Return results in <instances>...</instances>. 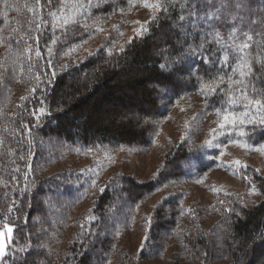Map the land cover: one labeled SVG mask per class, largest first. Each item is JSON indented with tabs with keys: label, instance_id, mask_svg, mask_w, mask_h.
<instances>
[{
	"label": "trees",
	"instance_id": "trees-1",
	"mask_svg": "<svg viewBox=\"0 0 264 264\" xmlns=\"http://www.w3.org/2000/svg\"><path fill=\"white\" fill-rule=\"evenodd\" d=\"M8 3L12 10L0 4V34L4 36L10 35L11 29L18 26L17 21L22 22L28 15L25 4L35 6V0ZM119 5H124L123 0H111L110 5L95 14H110ZM256 5L254 0L253 7ZM6 10L7 18L3 16ZM169 13L175 20L177 10L169 9ZM87 35L84 33L82 39L76 36L70 42L80 43ZM177 35L161 14L156 23L149 24V33L134 36L123 51L100 49L85 57L61 55L58 60L54 58L51 66L39 61L43 69L33 67L31 72L29 62L21 57L18 63L24 71L6 79L7 87L0 86V227L14 223V241L20 247L29 238L33 245L37 244L36 230L44 229L47 234H42L40 241L51 250L50 254L44 249L39 254L32 252L26 264H35L37 259L44 264H100L102 252L111 262L110 258L118 252L116 244L123 232L138 222V207L149 196L166 183L196 177L197 172L206 169L204 159L194 160L193 154L201 153L200 145L185 138L171 148L151 178L141 181L133 174L113 172L99 181L87 191L90 204L84 214L79 212V205L87 192L82 194L84 183L80 177L66 169H50L65 156L77 155L87 148L149 145L160 120L176 103L192 92L201 93L195 77H162L156 67L160 62L156 53L166 46L175 48ZM50 39L47 31L41 35L40 50L45 55L43 45ZM14 41L15 37L12 52L7 44H0V62L5 57L10 60L18 50ZM188 63L198 64L199 58ZM65 64L70 67L64 69ZM53 68L58 74L51 77L53 82L49 84L43 73H50ZM36 72L40 73L39 81ZM161 80L166 93H159L155 87ZM202 102L209 111L221 108L216 97L204 95ZM41 108L45 109L43 114ZM257 136L264 138V129ZM29 147L31 156L27 155ZM26 164H31V170ZM255 181L263 197L253 206L245 205L237 193L221 192L212 202L192 201L180 190L163 197L149 215L147 233L152 255L146 257L140 252V256L164 257L170 248V264H264V177L255 176ZM99 188L105 191L100 192ZM220 201L225 203L221 205ZM228 207L234 208L235 213H226ZM90 215L99 217V222L89 224L86 218ZM35 217H40V222H34ZM147 218L144 217L146 223ZM102 232L106 234L97 235ZM193 241L208 253L207 258L196 259L190 254L195 251ZM0 264H13L12 257L5 256Z\"/></svg>",
	"mask_w": 264,
	"mask_h": 264
},
{
	"label": "snow or ice",
	"instance_id": "snow-or-ice-1",
	"mask_svg": "<svg viewBox=\"0 0 264 264\" xmlns=\"http://www.w3.org/2000/svg\"><path fill=\"white\" fill-rule=\"evenodd\" d=\"M110 2L111 0H43V2L35 0L33 7L25 4L24 8L28 15L22 22L17 21L18 26L11 29L10 35L0 34V44H7L9 52H12L14 37L18 49L12 53L10 60L5 57V60L0 62V86L7 87L6 79L15 78L17 72L24 71V66L18 63L21 57L29 62L31 72L33 67L43 69L44 66L38 63L41 60L45 61L47 66H51L54 58L58 60L61 55L70 56L72 52L77 51L79 45L70 41L76 36L82 39L83 34L89 30L103 31V28L96 26L98 18L94 17V12L102 11L105 6L110 5ZM126 2L129 6L141 3L153 12L150 21L136 22L139 24V27L134 29L137 37L149 33L147 25L156 23L161 14L168 19L172 31L178 34L174 40L175 48L166 46L156 53L160 60L156 67L162 77H175L177 80H190L195 77L199 82L201 94L209 98L216 97L221 105V108L216 109L218 116L222 117L218 125L220 129L228 125L264 126V87L258 86L264 84V0H255L260 5L257 8L253 7L254 0H126ZM0 4H3L7 10H12L8 0H0ZM169 9L177 10L175 20L171 19ZM7 10L3 12L5 18L8 16ZM45 31L51 36V39L43 45L47 55L40 50V38ZM88 54L92 55L91 52ZM197 57L198 64L188 63L192 58ZM69 67L68 64L63 66L64 69ZM201 72L204 74L203 77L199 75ZM43 74L48 77L47 83L51 84L53 82L51 77L57 76L58 73L53 68L50 73L44 71ZM34 75L39 81L40 73L36 72ZM161 84L163 80L155 85L157 91L166 93L167 88L161 87ZM236 106H239V111L236 110ZM44 111V108L40 109L41 114ZM31 114L35 116V113ZM212 131L216 132V129ZM28 132V144L31 146L30 127ZM219 134L224 133L221 131ZM240 135L244 136L247 133L241 132ZM2 144L3 140H0V145ZM205 146L217 145H213L212 140H208ZM261 150L264 151V148ZM27 155H33L30 147ZM21 159L26 157L21 156ZM235 163L240 165V161ZM240 166L247 167V165ZM31 167V164H26L28 170H31ZM255 171L258 172L259 169ZM91 183L95 186L96 182ZM98 191L103 192L105 188H99ZM256 191L255 184H252L249 194ZM225 195L229 194L225 193ZM220 203L223 205L225 202L220 201ZM27 206L31 208L32 205L29 203ZM8 211L12 212L13 209L9 207ZM225 212L235 213V209L228 207ZM99 219L94 215L86 218L89 224L93 221L99 222ZM147 221L150 226L151 217H148ZM34 222H40V217H35ZM27 223V218H23V224L26 226ZM80 227L83 228L84 225ZM14 230V225L5 224L0 227V261H3L5 256H11L13 264H26L27 257L32 252L39 254L40 250L44 249L50 254L51 250L40 241V236L47 234L44 229L36 230L37 244L33 245L29 238L24 246L9 251ZM105 234L106 232L97 233V235ZM150 243L151 237L145 232L139 251L146 257L152 255ZM193 247L195 251L190 254L194 258L200 259L201 256L207 258L208 253L200 250L195 241ZM100 255V264H111L107 253L102 252ZM35 264H44V261L37 259Z\"/></svg>",
	"mask_w": 264,
	"mask_h": 264
},
{
	"label": "rangeland",
	"instance_id": "rangeland-1",
	"mask_svg": "<svg viewBox=\"0 0 264 264\" xmlns=\"http://www.w3.org/2000/svg\"><path fill=\"white\" fill-rule=\"evenodd\" d=\"M123 2L124 5H119L110 14L100 15V13L95 14L94 12V17L98 18L96 26L103 28V31L89 30L87 38L77 43L78 50L71 54L85 57L89 55V52L94 54L100 49L120 50L136 36L134 29L139 27L136 22L144 23L151 20L153 12L150 8L144 7L141 3L129 6L126 0ZM259 6L257 3L256 8ZM203 99L204 95L195 91L177 102L175 107L160 120L158 132L149 145H122L115 149L103 146L87 148L82 152L78 151L77 155L65 156L50 168L51 170L66 169L71 171L75 177L79 176V181L84 183L82 193L84 194L94 187L92 181L96 182V186L99 181L113 172L133 174L141 181L151 178L157 167L164 163L171 148L185 138H190L196 145H200L201 153L199 156L198 153L193 156L195 161L198 158L199 161L204 159L206 169L197 172L196 177L166 183L149 196L138 207L136 214L139 216L138 222L123 232L124 234L116 244L118 252L110 258L111 264L171 263L169 258L172 255V249L169 248L164 257L155 256L145 259L139 254V245L142 236L148 231V223L144 217H149L153 207L163 197L175 191H182L192 198V201L212 202L221 192L241 194V198L247 206H253L262 199L263 194L255 181V176L264 177V151L261 150L264 148V138L258 139L257 136L264 126L259 124L242 127L228 125L224 129H220L218 125L222 117L218 116L214 107L209 111L207 105L203 104ZM236 110H240L239 106H236ZM213 129H216V132H213ZM221 131H223V135L219 134ZM241 132H245L247 135L241 136ZM208 140H212L213 145L217 146H205V142ZM189 143L191 144V142ZM236 161H240V165H247V167L242 168L235 163ZM256 169L259 171H255ZM252 184H255L257 191L249 194ZM88 192L79 205L81 214L88 211L87 208L90 204ZM5 224L15 226L12 222ZM14 234L15 230L12 233L13 239L9 245V251L12 248L20 247L14 241Z\"/></svg>",
	"mask_w": 264,
	"mask_h": 264
}]
</instances>
